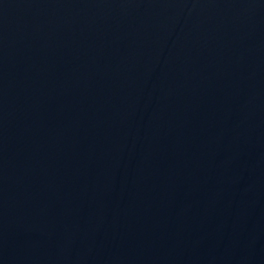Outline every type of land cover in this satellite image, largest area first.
<instances>
[{
	"label": "water",
	"instance_id": "95a60500",
	"mask_svg": "<svg viewBox=\"0 0 264 264\" xmlns=\"http://www.w3.org/2000/svg\"><path fill=\"white\" fill-rule=\"evenodd\" d=\"M0 264H264V0H0Z\"/></svg>",
	"mask_w": 264,
	"mask_h": 264
}]
</instances>
